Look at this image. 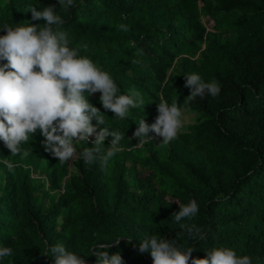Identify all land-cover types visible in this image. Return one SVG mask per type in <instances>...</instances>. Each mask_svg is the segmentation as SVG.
Masks as SVG:
<instances>
[{
  "label": "trees",
  "instance_id": "16d2710c",
  "mask_svg": "<svg viewBox=\"0 0 264 264\" xmlns=\"http://www.w3.org/2000/svg\"><path fill=\"white\" fill-rule=\"evenodd\" d=\"M36 5H56L69 47L108 72L119 94L138 91L146 105L115 119L99 92L88 96L105 115L100 127L125 133L106 165L61 163L44 151L39 131L22 144L26 157L0 141V247L13 250L0 264H54L56 244L86 264H95L91 250L102 244L124 264H152L136 250L152 235L193 246L196 258L228 247L264 264V0H74L67 10L58 0H0V35L5 25L43 27L28 11ZM193 73L217 81L219 95L185 106L184 76ZM161 96L193 122L167 145L150 133L153 141L138 146L135 122L153 123ZM193 199L197 215L175 222L177 204ZM180 224L196 225L204 238L189 240Z\"/></svg>",
  "mask_w": 264,
  "mask_h": 264
},
{
  "label": "clouds",
  "instance_id": "9594fccd",
  "mask_svg": "<svg viewBox=\"0 0 264 264\" xmlns=\"http://www.w3.org/2000/svg\"><path fill=\"white\" fill-rule=\"evenodd\" d=\"M58 5L67 10L74 7V0H58ZM56 7L48 5L39 11L37 5L29 7L31 19H42L43 27L30 23L2 27L5 34L0 35V61L6 63L0 64V141L10 154L26 157L29 153L21 146L39 131L44 138L41 142L44 151L61 163L79 157L89 166L97 159L106 165L120 151L119 142L125 133L101 128L106 123L105 115L89 102L88 96L99 92L103 109L111 111L115 119H124L130 109L146 104L138 91L119 94L108 72L69 47L67 33L61 30L65 21L56 14ZM121 28L128 30L125 25ZM184 87L189 89L183 99L185 106L197 97H216L221 91L217 81L205 82L195 73L184 76ZM156 109L158 115L153 123H146L144 117L135 122L137 127L131 139L138 146L153 141L150 133L161 137L160 143L165 145L178 138L184 112L178 101L169 104L161 96ZM90 137H94L92 147L78 153L76 145L82 141L89 143ZM107 137L111 141L106 154L101 156V146ZM177 205L179 211L173 219L178 224L182 219L194 218L199 211L194 199ZM180 228L187 232L189 240L204 238L203 230L194 224L190 227L180 224ZM108 245L92 248L95 264H124L119 251L110 255L103 250ZM136 250L150 255L152 264H251L250 257L238 256L228 247H214L204 251V257L196 258L192 256L196 248L181 249L175 239H165L162 235L145 238ZM49 252L54 264H86L85 256L66 250L63 244L51 246ZM12 254L11 247H0V260Z\"/></svg>",
  "mask_w": 264,
  "mask_h": 264
},
{
  "label": "rangeland",
  "instance_id": "374dc122",
  "mask_svg": "<svg viewBox=\"0 0 264 264\" xmlns=\"http://www.w3.org/2000/svg\"><path fill=\"white\" fill-rule=\"evenodd\" d=\"M193 113H189V112H183V117H182V125H184L187 122H193ZM76 157H74L72 160L69 161V164H71V162L75 159Z\"/></svg>",
  "mask_w": 264,
  "mask_h": 264
}]
</instances>
